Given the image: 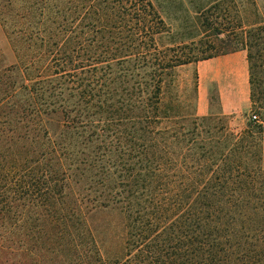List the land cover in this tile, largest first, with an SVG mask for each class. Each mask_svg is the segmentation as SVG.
I'll return each mask as SVG.
<instances>
[{
  "label": "trees",
  "instance_id": "16d2710c",
  "mask_svg": "<svg viewBox=\"0 0 264 264\" xmlns=\"http://www.w3.org/2000/svg\"><path fill=\"white\" fill-rule=\"evenodd\" d=\"M189 2L0 0V264H264L261 123L177 80L245 51L264 113V13Z\"/></svg>",
  "mask_w": 264,
  "mask_h": 264
},
{
  "label": "rangeland",
  "instance_id": "374dc122",
  "mask_svg": "<svg viewBox=\"0 0 264 264\" xmlns=\"http://www.w3.org/2000/svg\"><path fill=\"white\" fill-rule=\"evenodd\" d=\"M185 6L190 7L192 3L189 0H184ZM197 1V0H193ZM232 8V15L227 22L229 25H237V9H239V0H233ZM257 5L259 6L261 12L264 13V0H256ZM176 3V1H175ZM175 6V5H174ZM214 16H217L216 14ZM227 25V24H225ZM211 30H207L205 34H210ZM237 55L240 57L239 59L245 62V73L247 74V64L245 58V51H238ZM236 60V59H235ZM15 55L14 52L7 40L6 34L0 24V64H11L15 62ZM203 65L201 61L189 64L187 66H183L178 68L177 70V80L181 87L185 88V101L186 103L191 102V88L195 78V74L197 75V90L198 87L206 93V100L209 103V109L214 113L222 111V106L225 109L229 110L226 114L222 113L226 117V123L229 129L233 130L234 132L241 133L246 130L248 122L253 121L252 115L256 114L259 117L260 125L264 128V113L259 111V113L255 110V106L252 105L249 98L246 100L243 99L242 90L244 92V88L242 89L239 85H237L236 89L234 90V98H229L228 93H226L225 97L223 98V103L220 101V92L223 91L221 87L224 80V73L219 72L216 77L213 75H205L203 79L198 78V71L197 67ZM199 66V67H200ZM240 83V82H239ZM227 88H224V91H227ZM239 95V96H237ZM197 101V100H196ZM259 124V123H256ZM96 222H101L104 218L96 219ZM103 228V227H102ZM103 237V236H101Z\"/></svg>",
  "mask_w": 264,
  "mask_h": 264
},
{
  "label": "crops",
  "instance_id": "0c3cea01",
  "mask_svg": "<svg viewBox=\"0 0 264 264\" xmlns=\"http://www.w3.org/2000/svg\"><path fill=\"white\" fill-rule=\"evenodd\" d=\"M237 52L203 60L201 61L203 65H199L200 67H197L199 79H203V76L205 75H213L214 77H216L219 72L224 73L225 82H223L224 84H222L221 86L223 88V91L220 92L219 96L222 103L226 93L229 94V98H234L233 92L236 89L237 85H239L242 89L244 88V92L242 90L243 99L246 100V98H249L248 71L246 74L245 62L239 59L240 57L237 55ZM224 88H227L228 90L224 91ZM221 106L222 111H219L217 113L226 114L229 110L225 109L223 105ZM210 111L211 110L209 109L208 100H206V93H204V91L198 87L196 113L198 115H205Z\"/></svg>",
  "mask_w": 264,
  "mask_h": 264
},
{
  "label": "built area",
  "instance_id": "2783aa9c",
  "mask_svg": "<svg viewBox=\"0 0 264 264\" xmlns=\"http://www.w3.org/2000/svg\"><path fill=\"white\" fill-rule=\"evenodd\" d=\"M251 117H252V119H253L254 121L260 123L259 117H258L256 114H253ZM263 131H264V128H263Z\"/></svg>",
  "mask_w": 264,
  "mask_h": 264
}]
</instances>
